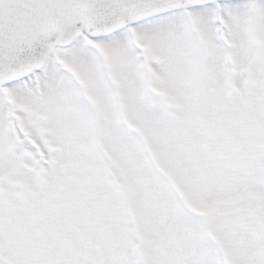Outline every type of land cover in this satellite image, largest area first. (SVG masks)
Returning <instances> with one entry per match:
<instances>
[{"label": "snow or ice", "instance_id": "1", "mask_svg": "<svg viewBox=\"0 0 264 264\" xmlns=\"http://www.w3.org/2000/svg\"><path fill=\"white\" fill-rule=\"evenodd\" d=\"M0 264H264V0H0Z\"/></svg>", "mask_w": 264, "mask_h": 264}]
</instances>
